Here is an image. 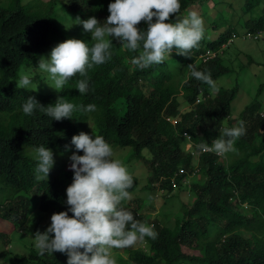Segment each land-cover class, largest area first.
Returning a JSON list of instances; mask_svg holds the SVG:
<instances>
[{
  "label": "trees",
  "instance_id": "1",
  "mask_svg": "<svg viewBox=\"0 0 264 264\" xmlns=\"http://www.w3.org/2000/svg\"><path fill=\"white\" fill-rule=\"evenodd\" d=\"M202 1L179 0L176 15L183 18L191 6ZM114 2L49 0L45 11H35L22 0L0 2V221L13 227L11 233L0 232V264H67L66 253L40 256L31 245L21 255L6 247L21 228L34 237L50 227L53 214L73 216L66 189L74 173L61 171L51 178L49 173V180H36L35 150L44 146L60 158L68 152L83 155L71 141L88 127L93 138L102 136L113 150L130 147L133 157L144 160L150 175L140 191L161 188L171 194L175 190L171 179L180 171L176 187L192 196V204L182 205V217L173 228L147 219L141 198L123 203L134 219L148 222L157 233L155 239L142 240L146 250L130 247L124 264H264V105L258 100L264 83L255 100L232 118L236 89L213 90L193 77L188 67L210 72L214 83L228 74L219 52L233 36L231 31L208 42L203 37L187 56L177 55L173 49L170 58L143 69L131 62L138 51L123 50L117 40L107 37L113 44L111 58L87 69L86 77L76 74L56 93L17 87L22 68L34 70L31 81L41 80L38 62L52 44L68 39L81 40L89 47L95 43L82 24L70 36L68 29L57 28L56 17L68 16L75 26L74 15L81 21L95 17L103 23ZM242 11L249 15L244 22L246 34L264 33V4L244 0ZM174 21L172 15L166 22ZM137 27L146 31L148 25L142 21ZM85 78L88 91L80 94L76 85ZM29 97L44 107L65 98L76 106L94 104L96 108L92 112L74 110L70 119L56 121L39 109L24 114L22 105ZM182 108L186 109L182 112ZM173 118H177L174 125ZM240 121L245 122L246 131L235 141L233 151L222 157L214 152L200 154L196 165L184 152L185 135L192 138L194 151H200L197 145L206 142L211 146L223 128L239 126ZM132 179L131 194L138 187L136 178ZM185 181L188 185L182 187Z\"/></svg>",
  "mask_w": 264,
  "mask_h": 264
},
{
  "label": "clouds",
  "instance_id": "2",
  "mask_svg": "<svg viewBox=\"0 0 264 264\" xmlns=\"http://www.w3.org/2000/svg\"><path fill=\"white\" fill-rule=\"evenodd\" d=\"M179 10V0H115L108 6L110 15L106 22L101 23L95 17L84 21L76 18L77 24H82L83 29L91 34L92 41H95L91 47L81 40L68 39L52 49L50 58L40 57L38 69L50 75L54 89L58 91L76 74L86 77L87 69L111 58L110 49L113 44L107 37L117 40L123 50L138 51V56L131 62L142 69L162 63L173 49L177 50V55L187 56L203 38V20L196 12L181 18L176 15ZM172 15H175V21L166 22ZM142 21L148 25L146 31L137 27ZM243 38H247L246 33ZM230 40L222 46V50ZM188 67L193 77L215 90L210 72L198 71L194 65ZM31 73V68L19 73L16 82L18 88H26L31 83ZM76 87L80 94L86 93L88 80H79ZM198 103L199 99L195 100V104ZM95 108L94 104L76 106L65 98H58L55 105L44 107L35 97H29L22 105L26 115L39 109L56 121L70 119L74 110L92 112ZM185 109L182 108V112ZM176 121L177 118L170 120L172 125ZM245 131L244 121H240L239 126L223 128L219 138L212 140L211 146L206 142L197 145L200 151H194L192 138L185 135V143L190 146L185 152L192 157L210 152L222 157L234 150L235 141ZM71 144L78 152L84 153L81 156L79 153L68 152L71 157L65 158L67 154L62 159L63 162L71 161L70 172L74 173L73 182L66 189V203L73 216L69 217L68 212L53 214L50 227L43 233L37 231L34 234V247L40 256L45 253H66L67 264H117L113 249L132 247L145 237L155 239L157 233L154 226L134 219L133 214L122 206L123 201L131 199L129 189L133 187V179L120 160L112 159L113 149L105 139L100 135H94L93 138L81 132L73 136ZM35 151V178L38 181L49 180L50 170L54 166L53 152L44 146ZM141 161L145 165L144 160ZM179 173H174L171 179L175 188V179ZM187 183L185 181L182 186ZM158 190L160 194H166V197L169 194L161 188Z\"/></svg>",
  "mask_w": 264,
  "mask_h": 264
},
{
  "label": "rangeland",
  "instance_id": "3",
  "mask_svg": "<svg viewBox=\"0 0 264 264\" xmlns=\"http://www.w3.org/2000/svg\"><path fill=\"white\" fill-rule=\"evenodd\" d=\"M3 0H0L2 2ZM8 1V0H6ZM49 0H22L23 4L28 5L33 10L45 11V4ZM260 3L264 4V0H260ZM43 4V6H42ZM244 0H204L201 3H197L191 6L187 14L196 12L203 20L205 40H215L220 34L231 31L232 37L229 44L223 48L221 60L225 66L228 67L229 73L219 78L215 82V88L222 87L224 89H236V95L231 102L232 118H236L242 112V110L250 105L256 98L257 90L260 85L264 83V33L258 35V39L243 38L246 33L245 21L249 19V15L243 13ZM76 22V15H74ZM57 28L68 29L70 36H75L73 29L78 28V24L75 26L72 18L62 15L55 19ZM77 23V22H76ZM57 46L52 44L50 48L45 50L41 56L50 58L52 49ZM166 55V58H170ZM26 71L24 68L20 70ZM19 72V73H20ZM35 76L34 70L31 73V77ZM41 80L35 79L28 85L30 89L39 93H56L54 81L50 78L47 72H41ZM264 105V89L259 94L258 100ZM184 109V108H183ZM86 134L91 135L90 128H86ZM183 150L189 149L190 146L185 143ZM130 147L124 149L113 150L112 159L120 160L128 169L129 174L132 177H136L137 189L131 194V199L139 197L144 202L142 203V211L147 215L149 220H158L162 226L173 228L176 220H180L182 217V205L190 206L192 203V196L183 188H175L172 194H160L158 188L155 191L141 190L146 185L147 177L150 175L144 163L136 157L130 156ZM146 152V151H144ZM143 152V153H144ZM82 156V155H81ZM71 154H68L65 158H70ZM54 166L50 170V178L57 176L61 171H71V161L63 162V158H60L57 154H53ZM193 164H198L197 155L193 156ZM188 185V183L186 184ZM183 185L182 187H184ZM156 192V193H155ZM165 192V191H164ZM171 196V197H170ZM130 199V200H131ZM129 201V200H127ZM123 201V203L127 202ZM33 206L30 208L32 211ZM36 210V206L34 208ZM36 212V211H34ZM147 225H150L148 222ZM25 227V226H24ZM13 230L12 225L5 221H0V232L11 233ZM19 233L11 235V243L6 247V250H10L14 253L21 255L27 253V248L34 245V237L32 233L26 232L24 228H21ZM133 247V246H132ZM134 247L146 250V243L138 241ZM35 248V247H34ZM130 247L123 249H113V255L117 261V264L128 263ZM1 263V260H0Z\"/></svg>",
  "mask_w": 264,
  "mask_h": 264
},
{
  "label": "built area",
  "instance_id": "4",
  "mask_svg": "<svg viewBox=\"0 0 264 264\" xmlns=\"http://www.w3.org/2000/svg\"><path fill=\"white\" fill-rule=\"evenodd\" d=\"M258 35L259 34H256V35H250V34H247V38H249V39H251V38H253V39H257L258 38ZM203 152V151H202Z\"/></svg>",
  "mask_w": 264,
  "mask_h": 264
}]
</instances>
